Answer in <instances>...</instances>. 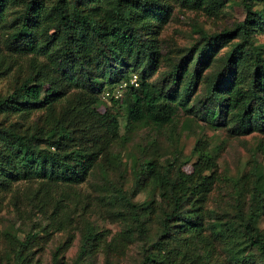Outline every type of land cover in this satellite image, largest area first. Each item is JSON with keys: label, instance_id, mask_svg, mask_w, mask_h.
Instances as JSON below:
<instances>
[{"label": "rangeland", "instance_id": "obj_1", "mask_svg": "<svg viewBox=\"0 0 264 264\" xmlns=\"http://www.w3.org/2000/svg\"><path fill=\"white\" fill-rule=\"evenodd\" d=\"M53 1L44 0V4ZM156 1L165 15L150 27L151 37L159 41L160 58L147 82L156 81L172 61L183 56L199 40L200 32L217 33L244 18L237 0H222L217 8L194 7L183 0ZM23 6L8 7L0 22V100L12 96L27 77H33L43 83V93L56 92V102L31 111L25 122L31 132L44 140L55 123H76L79 132L73 134L74 141L65 150L78 148L83 141L100 155L80 184L31 176L18 181L12 177L9 184L0 185V264H19V255L20 264H140L145 246L159 232L161 209L168 206L152 179L136 183L143 163L161 173L168 172L172 180L190 176V188L197 184L206 187L187 204L198 208L194 226L199 228L195 231L191 225L178 226L160 251L162 260L175 264H264L248 246L240 220L254 212L252 196L255 189L261 190V210L255 226L264 232V126L255 119L254 127L250 124L245 132L236 111L204 114L198 102L228 47L219 48L208 64L200 67L192 95L179 99L170 123L158 127L141 122L128 127L124 99L131 86L140 85L147 60L139 64L138 58H130L127 66L121 65L125 74L114 81L108 72H102L94 51L87 64L96 79L90 88L77 63L59 72L47 55L33 60L32 54L16 50L11 36L22 22ZM53 33L50 28L44 40ZM57 43L53 42L55 46ZM253 45L261 59L258 68L264 74V28L254 34ZM252 68L247 64L238 74L244 77L245 89ZM111 114L117 115L118 132L117 138L107 144L96 120ZM11 123L23 121L0 115L1 127L6 129ZM38 145L46 148L45 141ZM0 148L11 150L3 142ZM51 151L58 152L55 148ZM15 167L19 175L33 173L31 165ZM205 177L207 181H203ZM149 203L154 213L143 211ZM129 204L144 214V239L134 230ZM84 242L87 252L80 260Z\"/></svg>", "mask_w": 264, "mask_h": 264}, {"label": "trees", "instance_id": "obj_2", "mask_svg": "<svg viewBox=\"0 0 264 264\" xmlns=\"http://www.w3.org/2000/svg\"><path fill=\"white\" fill-rule=\"evenodd\" d=\"M221 1L183 0L184 3L199 8L204 5L205 8H217ZM237 1L244 11L242 21L210 35L200 32L199 40L183 56L172 61L154 82H147V78L157 68L160 48L157 44L159 41L151 37L149 31L152 23L162 21L165 15L156 0H54L49 5H45L44 0H0V22L8 7L24 5L22 22L11 36L16 50L32 54L33 60L38 55H47L50 64L59 72H66L69 65L77 63L90 88L96 79L95 73L87 64L94 51L102 72H108L114 81L117 76L125 74L121 65L126 63L127 66V60L135 57L142 64V59H146L140 74V85L137 88L131 86L124 99L128 127L141 122L158 127L170 123L179 99L192 95L194 86L199 81L200 67L208 64L219 48L228 47V51L220 59L219 67L213 72L212 79L208 81L211 83L198 102L204 114H214L215 111L221 113L224 109L236 111L240 125L247 132L248 126H252L255 119L264 126V74L258 68L261 59L253 45L254 34L264 28V0ZM258 6H262V9H257ZM150 7L154 9H149ZM50 28L54 29V33L45 41L43 36ZM54 41H58L56 46ZM247 64H252L254 68L251 70L250 83L245 89L242 87L244 77L238 74ZM42 88L43 83L27 77L12 96L0 100V115L16 116L23 121L11 123L6 129L0 126V142L11 149L0 148V185L9 184L12 177L18 181L31 176L66 184H80L98 160L99 152L88 149L83 141L80 147L73 146L71 150H65L68 145H72L73 134L79 132L76 123H55L49 131L51 134L44 140L41 135L31 132L28 123H25L31 111L44 105L48 108L56 102V92L46 90L43 93ZM98 119V130L103 131L104 140L110 144L117 138V115L111 114L109 118L102 115ZM42 141H45V149L39 148L38 144ZM52 148L58 152H52ZM16 164L31 165L33 173L19 175ZM143 178L152 179L160 187L168 206L161 209L159 232L145 246L140 264H175L174 261L162 260L160 251L164 249L165 241L172 239L178 226L185 228L186 225H191V229L195 231L199 228L194 226L198 208L194 204L187 207V204L190 198L204 192L206 187L197 184L190 188V176L172 180L168 172L161 173L149 163L140 164L135 177L136 183L139 184ZM184 178L186 179L183 181ZM207 180L208 177H205L203 181ZM260 191L255 189L252 196L256 204L254 212L251 211L246 218L240 220L248 246L264 262V232L255 226L261 210ZM128 207L135 223L134 230L144 239V214L139 213V209L133 204ZM143 211L154 213V207L149 203ZM181 222L182 225H179ZM86 252L87 242H84L80 260ZM19 260L21 263L20 255ZM77 264H81L80 261Z\"/></svg>", "mask_w": 264, "mask_h": 264}]
</instances>
